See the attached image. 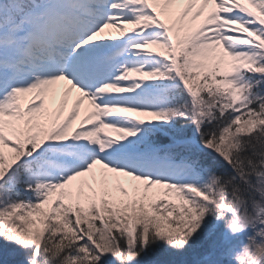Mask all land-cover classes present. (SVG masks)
I'll list each match as a JSON object with an SVG mask.
<instances>
[{"label": "snow or ice", "instance_id": "6c2138e0", "mask_svg": "<svg viewBox=\"0 0 264 264\" xmlns=\"http://www.w3.org/2000/svg\"><path fill=\"white\" fill-rule=\"evenodd\" d=\"M0 264H264V0H0Z\"/></svg>", "mask_w": 264, "mask_h": 264}]
</instances>
